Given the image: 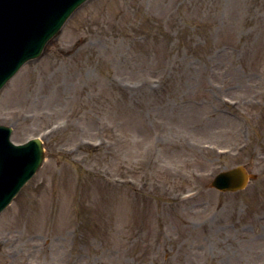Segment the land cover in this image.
Here are the masks:
<instances>
[{
  "label": "rangeland",
  "instance_id": "obj_1",
  "mask_svg": "<svg viewBox=\"0 0 264 264\" xmlns=\"http://www.w3.org/2000/svg\"><path fill=\"white\" fill-rule=\"evenodd\" d=\"M0 125L45 152L0 264H264V0H88ZM237 165L244 189L209 187Z\"/></svg>",
  "mask_w": 264,
  "mask_h": 264
},
{
  "label": "water",
  "instance_id": "obj_2",
  "mask_svg": "<svg viewBox=\"0 0 264 264\" xmlns=\"http://www.w3.org/2000/svg\"><path fill=\"white\" fill-rule=\"evenodd\" d=\"M85 0H0V87L27 60L38 58L65 19ZM0 126V212L34 174L44 152L37 139L14 146ZM236 166L218 173L210 187L235 192L253 178Z\"/></svg>",
  "mask_w": 264,
  "mask_h": 264
}]
</instances>
